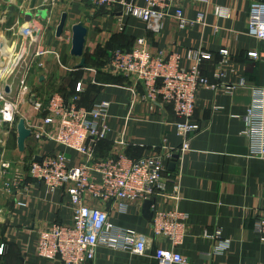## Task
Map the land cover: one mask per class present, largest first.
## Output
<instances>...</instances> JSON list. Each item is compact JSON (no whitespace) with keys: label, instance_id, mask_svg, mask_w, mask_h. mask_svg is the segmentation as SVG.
Masks as SVG:
<instances>
[{"label":"crops","instance_id":"crops-1","mask_svg":"<svg viewBox=\"0 0 264 264\" xmlns=\"http://www.w3.org/2000/svg\"><path fill=\"white\" fill-rule=\"evenodd\" d=\"M258 1L262 0H211L213 6L231 9L229 18H221L204 4L185 0V16L197 19L203 14V22L180 28L172 17H167L161 32L155 34L144 21L112 13L88 0H58L38 46L23 37L19 30L28 13L33 16L32 23L40 27L46 24L47 19L43 17L46 9L41 6L44 0H0V81L6 75H13L30 54L23 81L30 77L40 86L51 84L53 89L66 95H79L80 105L86 107L101 100L111 101V132L106 140L97 144V157L115 156L124 151L135 158L156 153L164 145L178 147L183 141L177 132L175 122L178 118L172 107L159 111L152 109L149 103L139 101L136 94L144 92L142 83L108 69L109 57L101 53L102 48H132L139 37L149 39L153 53L185 54L188 49L202 47L214 55L202 64L203 73L212 82H218L214 73L220 59L219 51L224 47L229 49L234 71L228 70L219 81L236 83L244 78L246 86L233 93L223 89H200L194 121L207 130L192 141L191 149L180 156L173 168L170 169L171 161H166L167 176L172 180L169 190H174L179 183L181 199L178 206L188 214L187 235L177 250L191 264H264V242L255 228L257 212L264 203V157L251 154L250 141L241 134L244 116L254 99V88L264 87V40L249 33L250 9ZM64 13H67V35H72V26L78 22L88 28L84 67H78L81 57L73 56L71 49L69 53H60L54 43L60 40L56 37V29ZM12 28H17L15 37L11 34ZM3 40L9 47H6L9 57L3 49ZM70 40L72 42V37ZM15 47L16 53L22 55L17 66L11 64ZM37 50L44 54H37ZM52 51H56L58 57ZM251 51L258 52L259 57H250ZM185 65L190 62L185 61ZM8 80L0 91L5 89L9 98L17 100L19 89L15 93L14 81ZM25 111L23 116L29 122L38 118L32 105L26 106ZM17 124L9 125L11 128L16 126L17 146L10 148L13 157L14 153L19 157V162L6 158L8 140L4 150L0 148L4 160L11 161L14 166L26 169L27 160L31 162L45 153L66 152L71 165L84 160L83 155L71 149L52 141L39 142L33 137L26 141L25 150L20 151ZM122 133L128 143L123 147L115 144ZM3 181L0 177V246H5L0 259H7L11 252L17 264H54L37 257L35 242L39 230L54 223L72 222V207L66 190L50 194L44 186L31 183L25 191L10 193L1 189ZM173 203L167 198L158 199V206L163 208L172 207ZM110 219L116 225L147 234L150 237L147 252L140 255L100 247L95 261L87 264H157L154 252L160 247L170 248L168 242L152 234V220L143 216V204H134L127 213L112 211ZM215 228L221 229L222 238L230 240L229 247L218 253L215 252L218 240L204 236L206 230L213 232ZM6 246L9 252L5 255Z\"/></svg>","mask_w":264,"mask_h":264},{"label":"built area","instance_id":"built-area-1","mask_svg":"<svg viewBox=\"0 0 264 264\" xmlns=\"http://www.w3.org/2000/svg\"><path fill=\"white\" fill-rule=\"evenodd\" d=\"M88 1L112 13L138 18L155 34L161 32L167 17H172L180 28L204 20L203 14L197 19L185 16V0ZM194 1L211 8L218 17L231 16L230 8L213 6L211 0ZM57 2L58 0H44L41 6L46 9V24L40 27L32 23V20L25 21L20 25V34L39 46ZM249 33L264 40V0L252 4ZM67 37L70 40L72 35L68 34ZM16 50L15 47V59L18 60L13 66H17L22 59V55H18ZM52 52L58 57L56 51ZM37 54L44 53L37 50ZM219 54L220 59L214 73L218 82H212L203 73L202 64L213 59L214 55L202 47L188 49L185 54L164 51L153 53L149 39L139 37L131 49L116 48L109 51L106 64L108 69L131 76L136 82L142 83L144 92L136 94L139 101L147 102L152 109L159 111L171 106L178 118L175 125L183 138L182 144L178 147L164 145L150 155L134 158L120 151L115 156H96L97 144L106 140L111 132L109 100H101L86 107L80 105L79 95L67 96L60 92L52 93L46 102L35 97L31 100L38 116L35 121L30 122L24 117L27 127L31 129V137L39 142H55L85 157L79 164L71 165L66 152L45 153L41 160L34 157L25 171L14 166L11 161L4 160L1 152L0 177L4 178L1 189L10 193L13 190L22 192L31 183H35L44 186L50 194L64 189L68 195L73 213L72 222L54 223L39 230L35 242L37 257L54 264H87L95 261L100 247L143 255L149 248L150 237L135 229L114 224L110 214L112 211L127 213L134 204L142 205L146 200H155L151 206L152 234L170 244V248L160 247L154 252L157 264H191L177 250L183 245L187 235L188 214L178 206L181 199L178 177L175 178L178 184L174 190H169L172 180L167 176L166 161H171L176 154L179 159L191 149L192 141L207 130L194 121L200 89H223L233 93L246 86L244 78L236 83L219 81L227 75L228 70L234 71L229 49L224 47ZM248 55L259 57L256 51H251ZM185 61L190 62V65H185ZM22 84V90L27 91L25 80ZM8 95L5 89L0 91V124L12 125L16 121L19 104L24 99L14 100ZM241 134L250 141L251 154L264 157V87L254 88V99L244 116ZM115 144L121 147L128 145L123 133L115 140ZM159 198H167L174 203L172 207L163 208L158 206ZM255 228L264 242V203L257 212ZM204 236L218 240L215 250L217 253L230 245L229 239L222 238L220 228H215L213 232L206 230ZM4 247V244L0 246V254Z\"/></svg>","mask_w":264,"mask_h":264},{"label":"rangeland","instance_id":"rangeland-1","mask_svg":"<svg viewBox=\"0 0 264 264\" xmlns=\"http://www.w3.org/2000/svg\"><path fill=\"white\" fill-rule=\"evenodd\" d=\"M43 17H46V15L44 14ZM67 27V26H66ZM17 30V28H16ZM16 30L15 28L13 29L12 28V31H11V34L13 37L16 36ZM68 29L65 28V31H64V34H63V37L62 39H60L59 41H56L54 43H56V48L57 50L60 52V53H69L70 49H71V40L68 39L67 37V34H65V32L67 31ZM2 34V33H1ZM8 38V37H7ZM10 38V37H9ZM112 47V46H111ZM117 47H120V46H117ZM86 52V51H85ZM29 57H30V54H28L26 56V58L24 60H22L21 64L19 65V67L16 69V71L13 73V75H6L4 78H3V81L1 82L0 81V89L3 88L4 86V82H6V80H8L9 82L11 81H14V92L16 93L17 89H19L18 91V99H20L21 101L24 99L23 102H21L19 104V108H18V113L16 115V121H15V125L19 122V119L21 118H24L23 114L26 113V106H30L32 105L31 104V100L35 97L39 100H42L44 102H46L49 98V96L54 93V92H60L59 89H56L51 86H40L39 82L36 80L32 81L31 78L29 77L27 79V81L25 82L26 83V86L28 87V90L25 91V90H22V81L23 79L25 78V75H26V65L29 63ZM13 61L11 62V64L13 65L14 64V61H17L18 59H15V53L13 55ZM36 79V78H35ZM32 82V83H30ZM56 89V90H55ZM62 93V92H60ZM9 126V124H0V148H2V150H4V147L7 146V140H8V143H9V150H8V153H7V156L6 158L9 160H11L12 162H19V157L17 155H15L14 153V157H13V149L10 148L11 145H14V149L15 147L17 148L16 146V135L14 133V131L16 130L15 127L16 126ZM27 141H30L29 139ZM5 144H2L4 143ZM28 143V142H27ZM15 151V150H14ZM9 152H11V154H9ZM8 154L10 156H8ZM29 160L26 161V164L28 163L29 164ZM28 167L26 169L23 168V170L27 171ZM8 247L6 246L5 248V255L8 251ZM11 251V250H10ZM4 255V256H5ZM17 264L16 262V259H15V256L14 254H10L7 256V259L5 260H1L0 259V264Z\"/></svg>","mask_w":264,"mask_h":264},{"label":"water","instance_id":"water-1","mask_svg":"<svg viewBox=\"0 0 264 264\" xmlns=\"http://www.w3.org/2000/svg\"><path fill=\"white\" fill-rule=\"evenodd\" d=\"M32 14L28 13L26 16V21H30L32 19ZM67 23V13H64L61 17V21L56 29V37L61 39ZM72 48L71 54L76 57H81L82 60L78 64V67H84L86 65V59L84 57L85 53V44L88 35V28L82 22H78L72 26ZM18 131V148L20 151H24L26 148V141L31 137L32 132L31 129L27 127L26 121L24 118H21L17 124ZM178 155L176 154L170 163V169L173 168L175 163L177 162ZM2 156L0 153V164H1ZM36 160H41V157H36ZM155 203V200H146L143 203V216L151 221L153 217V211L151 210V206Z\"/></svg>","mask_w":264,"mask_h":264},{"label":"trees","instance_id":"trees-1","mask_svg":"<svg viewBox=\"0 0 264 264\" xmlns=\"http://www.w3.org/2000/svg\"><path fill=\"white\" fill-rule=\"evenodd\" d=\"M116 48H122V49H124V47H108L107 46V48L106 47H104V48H102V50H101V53L103 54V55H105V57L107 56V57H109V51H111L112 49H116ZM128 49H131V48H128ZM66 95V94H65ZM67 96H69V95H67Z\"/></svg>","mask_w":264,"mask_h":264},{"label":"bare ground","instance_id":"bare-ground-1","mask_svg":"<svg viewBox=\"0 0 264 264\" xmlns=\"http://www.w3.org/2000/svg\"><path fill=\"white\" fill-rule=\"evenodd\" d=\"M3 41H4V43H3V49H4L5 53L8 55V57H9V52H8V50L6 49V47H7V48H9V47L7 46L5 40H3ZM11 50H13V49H11ZM13 51H14V50H13ZM14 52H15V51H14Z\"/></svg>","mask_w":264,"mask_h":264}]
</instances>
